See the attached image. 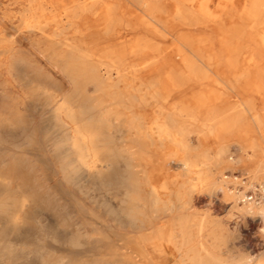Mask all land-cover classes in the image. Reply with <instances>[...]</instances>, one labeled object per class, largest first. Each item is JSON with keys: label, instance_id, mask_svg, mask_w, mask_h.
Here are the masks:
<instances>
[{"label": "rangeland", "instance_id": "rangeland-1", "mask_svg": "<svg viewBox=\"0 0 264 264\" xmlns=\"http://www.w3.org/2000/svg\"><path fill=\"white\" fill-rule=\"evenodd\" d=\"M76 7L0 0V264H192L188 249L200 255L202 247L223 264L259 257L260 215L244 210L234 195L210 189L208 174L188 172L172 152L175 145L152 135L159 114L148 91L158 86L162 92L164 85L136 71L150 58L126 51L128 69L111 78L107 49L94 36L104 25V5ZM140 12L127 0L119 5V20L138 26L133 34L144 30ZM123 32L128 45L133 34ZM167 43L177 44L176 34ZM215 74L206 68V76ZM184 86L191 93L227 91L229 104H245L246 142L264 148V94L230 89L222 80L194 79ZM174 97L179 101V94ZM187 138L191 155L215 154L212 136L193 132ZM230 139L231 157L238 144L236 135ZM224 174L231 178L232 170ZM239 188L247 192L251 185ZM182 219L191 238L186 245L179 240ZM172 233L177 241L170 240ZM221 236L225 242L216 241Z\"/></svg>", "mask_w": 264, "mask_h": 264}, {"label": "bare ground", "instance_id": "bare-ground-1", "mask_svg": "<svg viewBox=\"0 0 264 264\" xmlns=\"http://www.w3.org/2000/svg\"><path fill=\"white\" fill-rule=\"evenodd\" d=\"M67 1L70 4H67ZM127 1L140 8L141 12L137 14L143 32L133 34L138 26L124 24L119 20V5H122V0H58V3L76 5L79 10L86 9L87 5H104V25L95 30L94 36L107 49L105 58L110 63L112 72L110 77L115 75L119 77L121 69H128L127 58L124 57L126 51H129L131 56L150 58L137 65L136 71H146L145 76H153L151 80L154 84L164 85L162 92L158 86L156 88L152 86L148 91L159 114L150 127L153 131L152 135H157L159 139L168 140L175 145L172 152L179 154L180 165L188 172L197 173L199 178L208 174L210 189L219 190L224 197L229 198L234 195L237 203L240 204L244 192L239 187L244 185L247 188L254 182H263L261 178L264 175V148L255 142H246L245 104H229L227 91L200 89L191 93L189 90L191 88L184 86V83L194 79L214 82L222 80L227 88H250L264 94V0ZM196 26L201 27L202 33L194 34L193 29ZM123 31L133 34L128 45L122 39ZM172 34H176L175 45L167 43ZM118 42H121L122 46L112 49L111 47ZM218 51H221L224 57ZM160 57L164 58L163 63L159 62ZM183 68L186 71L184 74H182ZM206 68L213 69L216 73L215 77L206 76ZM229 71L234 72L232 77L228 75ZM156 73L157 75L154 76ZM242 80L246 83L237 85ZM186 91L187 93L183 94ZM176 94H179V101L174 97ZM161 97L163 98L160 99ZM169 100L173 101L168 106L160 103ZM178 104L181 105L180 109ZM249 109L252 111L253 107ZM117 115L121 117L124 113ZM254 117L256 123L261 126V118L257 114ZM193 132L202 136H212L216 140L215 154L210 156L204 151L191 155L189 153L191 145L187 136ZM234 135L237 136L235 142L238 144V152L230 157L227 156L232 139L230 137ZM94 150L98 151V148ZM225 169L232 170L231 178L225 176ZM238 170H243V174L235 175ZM213 176L215 180H212ZM230 184L233 185L232 188ZM192 186L194 187L195 183ZM153 190L158 192L155 187ZM180 197L181 206H188L186 196L182 194ZM243 202L244 210L257 212L264 219V199L260 202ZM178 233L183 245L191 242L186 220H180ZM170 240L177 241L178 237L172 233ZM142 241L146 242V238ZM188 251L192 253L189 255L192 264H222L210 254L199 255L193 248H189ZM170 256L171 253L167 258Z\"/></svg>", "mask_w": 264, "mask_h": 264}, {"label": "built area", "instance_id": "built-area-1", "mask_svg": "<svg viewBox=\"0 0 264 264\" xmlns=\"http://www.w3.org/2000/svg\"><path fill=\"white\" fill-rule=\"evenodd\" d=\"M264 199V181L254 182L251 189L244 192L243 201L246 202H260ZM242 201V202H243Z\"/></svg>", "mask_w": 264, "mask_h": 264}, {"label": "crops", "instance_id": "crops-1", "mask_svg": "<svg viewBox=\"0 0 264 264\" xmlns=\"http://www.w3.org/2000/svg\"><path fill=\"white\" fill-rule=\"evenodd\" d=\"M260 218L263 219L261 215H260ZM217 228H219V227H217ZM216 241L217 242H225L226 241V238H224L222 236L221 237H217V240ZM202 248L205 251H203L200 255L205 256L207 254H210L211 257H214L213 254H212V252L209 250L210 248H207V247H202ZM215 257L217 258V256H215ZM182 259H183V256L181 255L180 256V261H183ZM243 260L244 261L241 262V263L240 262L239 263L237 262V263H232V264H264V249L259 253V257H257L256 259L251 260V259H245L243 257ZM220 263H222V262L220 261ZM228 264H231V263H228Z\"/></svg>", "mask_w": 264, "mask_h": 264}]
</instances>
